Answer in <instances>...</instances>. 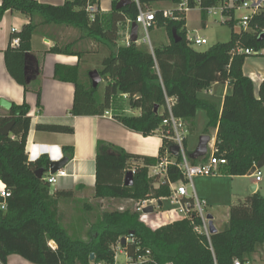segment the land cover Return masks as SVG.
<instances>
[{"label":"trees","instance_id":"1","mask_svg":"<svg viewBox=\"0 0 264 264\" xmlns=\"http://www.w3.org/2000/svg\"><path fill=\"white\" fill-rule=\"evenodd\" d=\"M154 1L178 3L179 0H140V3L146 6ZM221 1L200 0L199 5L207 7ZM86 4L87 0H66L63 5L37 0H2L0 22L7 12L13 11L30 18L20 32L11 34V42L5 51L8 70L19 84L27 89L25 55L31 50V40L38 28L36 16L42 17L44 24L72 26L87 37L112 44L118 39L119 24L128 19L134 22L139 13L135 2L118 9L117 0H114L108 19L100 15V10L92 18ZM189 5L191 9L198 6L194 0H189ZM174 14L178 19L165 18L163 10L156 11L155 25L167 28L171 35L170 44L152 50L148 45L130 42L118 46L114 53L102 60L99 72L107 81L102 96L98 93L99 86L93 87L88 74L89 82L80 78L77 66H56L55 78L73 82L76 86L73 115H103L112 107L117 94H126L130 106L141 109L142 113L138 116L115 113L114 118L144 136L158 133L163 139L158 157L128 153L99 142L97 199L160 200L171 195L168 183L160 182L156 186V178L149 176V167L160 162L173 143V128L164 123L170 119L167 99L172 102V115L183 120L187 130L195 126L200 109L206 112L208 122L204 134L209 135L212 129H217L216 154L228 161L221 167L224 174L252 175L264 167V81L256 93L253 80L243 70L247 57L256 54L239 52L249 49L261 55L264 50V13L251 18L250 30H233L229 41L205 51L194 49L187 40V13L175 10ZM225 23L233 26L234 21L231 18ZM174 30L181 38L179 41L173 36ZM14 38L20 39L18 46L12 45ZM50 51L80 57V53L69 46L65 49L54 46ZM214 83H229L231 86L221 111L216 101L199 97L200 92L210 89ZM37 94L38 106H41L40 89ZM29 111L26 102L13 103L7 115H0V180L11 192L6 209L0 208V264H7L12 254H19L35 264H115L114 247L119 243L132 257L133 264H234L235 259L251 260L264 245V196L259 191L232 205L228 221L211 234L210 239L196 232L195 226L201 220L195 214L192 218L153 230L140 220L139 212L130 208L102 212L89 232L88 241L71 237L60 221L57 203L59 197L72 196V192L57 191L52 195L45 179L51 160L42 155L33 161L26 152L31 126ZM11 121L14 124L10 133L2 134L1 128ZM44 129L74 132L67 126H46ZM64 150H70L67 157L71 159L74 148L65 146ZM191 153L187 155L192 164L207 161L211 155L192 159ZM176 159L181 160V156ZM41 168L45 173L39 178L36 172ZM128 171L134 174L131 186L125 185ZM169 176L172 182H186L174 165L169 166ZM50 241H55L57 248L51 247ZM92 252L95 253L94 260L90 259ZM143 256H148L149 260L140 261Z\"/></svg>","mask_w":264,"mask_h":264},{"label":"crops","instance_id":"2","mask_svg":"<svg viewBox=\"0 0 264 264\" xmlns=\"http://www.w3.org/2000/svg\"><path fill=\"white\" fill-rule=\"evenodd\" d=\"M37 1L52 5H63L66 0ZM118 1L119 0H117V2ZM1 3L2 0H0V4ZM104 3L105 0H99L100 15L103 18L108 19L113 9L114 0H108L109 5L107 8L103 6ZM157 4H167V6L155 8L154 5ZM176 4L177 3L173 1H154L147 4L145 7H149L155 11H164L173 9ZM29 19L30 18L28 16L22 14L21 12L13 11L7 12L0 22V100L4 98L10 101L12 105L13 103L20 105L24 102L29 105L31 126L28 135L26 152L30 160H35L42 155H47L51 161H58L67 156V153L70 152V150H64L65 146H72L74 148L73 157L69 159L67 165L62 169L64 171V175L57 177L56 183L53 186H50V193L54 195L57 191L72 192V196H61L58 198V216L60 217L62 225H67V223H69L67 226L70 229L65 227L69 232H71V230L80 232L82 230L86 231L87 229L86 235L81 239L88 241L90 230L98 222V220L94 222L95 219L89 220V217L92 216L93 218V215H96L99 205H102L101 207L103 208L104 203H108L110 200H116L115 198L108 200L97 199L95 197L98 143L103 142L110 144L132 154L158 157L160 149L163 146V139L158 133L151 136H144L138 131L127 128L114 118L115 113L129 116L141 115L142 110L132 108L130 104L129 107H121V105H117L115 102L116 97L120 96L128 98V95L126 94H117L112 101V107L103 115H73L71 110L74 104L76 86L73 82L56 79L55 70L58 65L77 66L82 80L84 72L89 75L92 68L99 71L102 68L101 62L105 57L114 53L118 46L129 45L130 42H132V22L128 19L126 22L119 24L118 39L116 43L111 44L109 42H100L91 37H87L81 30L72 26H67L65 24H44L43 18L36 16L35 22L38 23V28L31 40V50L25 55L24 66L26 89L25 86L19 84L10 74L6 64L5 51L11 42L10 36L13 33V30H15V32H20L23 26L29 22ZM158 27L166 28L163 26ZM66 29L69 32H74L73 38L72 36H67ZM186 30L188 34L190 30L187 26V17ZM165 35V41H158L156 44L151 43L152 50L154 47L171 43V35L167 28ZM67 39H69V41ZM120 40H124L125 43L121 45L119 43ZM136 43L137 45H142L139 40H137ZM54 46H58L61 49H65L69 46L71 50L79 52L80 57L77 55L51 52L50 49ZM98 57H100V60H98L97 64L96 62ZM243 70L245 75L253 80L256 93H258L259 87L264 81V50L261 51V55L256 54L248 56ZM104 79L105 77H103V81ZM38 89L41 91V106H38ZM230 91L231 86L229 83H214L211 88L207 90V98L215 100L221 111L224 97L226 94L230 93ZM9 111L10 109L7 110L0 105V115H7ZM160 112H163V109H160ZM46 126H67L73 128L74 132L64 133L49 131L44 129ZM209 135L211 136L209 148H211L212 153L215 149L214 146L216 142L217 129H212ZM221 167L222 165L217 167L216 174L210 175L211 177L218 179L216 180V183L226 179L233 180L236 177L224 174L221 171ZM244 177L251 180V189L255 187V191H252V194L259 191L260 183L263 182L264 179L260 182H256L254 174L244 175ZM156 180L157 182L155 185L158 186L161 181L158 179ZM2 183L4 182L2 181ZM191 191L192 190L189 189V192ZM225 193L230 195L231 200L239 196V201H242L251 195H237L235 191L233 193L228 190H225L224 193L221 192L220 194L225 195ZM217 194L218 190H216V187L210 186L207 190V196L203 193L202 197L204 198L203 200L207 201V204H212V202H215L214 198ZM168 197L160 200L158 199V207H156L155 213L151 216L154 224H147V226L153 230L173 222V220L170 219L168 211L174 207H170L166 210L162 209L165 201L171 203L167 199ZM127 201L134 202L135 200L127 199ZM238 202L230 203L229 214L231 206ZM73 204L76 205L77 214L69 215L67 213V208ZM207 214L213 215V222L218 230L222 228L229 219L228 215L225 221L217 222L215 214L210 212ZM68 217L70 220H68ZM50 246L57 248V243L55 241H50ZM116 247H118V244L114 248ZM129 258L130 256L121 246V251L119 250L117 258H115V264H125ZM250 261L253 264V261ZM7 264L35 263L27 260L19 254H12L8 257Z\"/></svg>","mask_w":264,"mask_h":264},{"label":"built area","instance_id":"3","mask_svg":"<svg viewBox=\"0 0 264 264\" xmlns=\"http://www.w3.org/2000/svg\"><path fill=\"white\" fill-rule=\"evenodd\" d=\"M131 1L135 2L139 9V13L135 22H137L139 25H142L148 31L151 26L155 25L156 11L150 9L149 7L142 6L140 0ZM194 1L196 4H198V6H200V0ZM202 8L207 15L219 14L224 23L231 18L235 22L236 10H248L249 13L244 15L240 20L241 30L247 31L250 30L249 22L251 18L258 13H264V0H222L218 4ZM86 10L91 14V17L93 18L95 13L100 10L99 2L87 0ZM175 10L187 13L189 10H191L189 0H179L173 9L164 10V17L178 19V17H175ZM231 12H234V14L232 15ZM13 32H15V30H13ZM187 40L192 47L195 45H203L208 43V40L204 36H201L199 34H196L193 38L187 34ZM19 42V38H14L12 41V45L18 46ZM239 52H245L247 54H259V52H254L253 50L249 49L239 50ZM171 105L172 102L167 99V106L170 111V119L164 120V123L171 124L173 128L174 134L172 137V145L176 144L179 146L178 156H181V160L178 161L176 159V157L178 156L173 155L170 151V148H168L164 158L159 163L149 167V176L155 177L161 182L168 183L171 188V195L167 199L171 202V204L175 205V207L168 211L170 219L174 222L177 220L192 218V216H194L195 214L196 217L201 220V223L195 226L196 232L199 234H204L210 239L212 233L209 227V219L207 218L208 214L205 211L206 201L200 200L195 191L192 181L196 176H210L216 174L217 167L227 164L228 161L227 158L218 156L216 154L217 150L214 149L207 161L198 164H192L188 158L185 145L187 132L186 124L183 120L177 119L172 115ZM171 165H174L178 168L186 182H172L170 180L169 166ZM47 174L48 175L45 177V179L50 184V186H53L57 181V177L64 175V171L61 169L57 173L52 174L50 173V169L48 168ZM254 175L256 178V182H260L263 179V173L261 169L257 170ZM189 189H191L192 191L189 192ZM10 196L11 192L8 190L6 184L2 183V180H0V208L6 209L7 199ZM149 206H153L154 211L152 213H145L144 209ZM156 207H158V199L156 198L134 201V211L141 214L140 220L146 225L154 224L152 222L151 216L155 213ZM120 209L121 211H124L123 207H120ZM119 250L121 251L120 243L118 244V247L114 248L115 258H117ZM147 253L149 254L150 251H148ZM139 260L143 262L148 261L149 257L143 256L140 257ZM133 263L134 261L132 257H130L125 264ZM234 264H252V262L250 260L244 262L240 259H235Z\"/></svg>","mask_w":264,"mask_h":264},{"label":"rangeland","instance_id":"4","mask_svg":"<svg viewBox=\"0 0 264 264\" xmlns=\"http://www.w3.org/2000/svg\"><path fill=\"white\" fill-rule=\"evenodd\" d=\"M108 5H109L108 0H105V3L103 4V6L107 8ZM160 6H167V4L154 5L155 8H158ZM203 10L204 9L201 6H196L195 8L187 12V26H188V29L190 30L188 32V35L193 38L196 34H199L201 36H204L208 40V43L206 44L193 46L194 49L199 50V51H205L209 49L210 47H212L213 45H216L221 42L229 41L231 38L232 31L241 30L240 20L242 19L244 15L249 13V11L246 9L236 10L235 11V23L233 24V26H231L230 24L224 23L219 14L207 15ZM106 21L107 20L105 19V22ZM165 31H166V28H159L158 25H155L153 28L148 29V31L142 25H140L138 40L141 41L142 45H148L151 48V43L156 44L158 43V41H161V42L165 41L166 39ZM66 32H67V36H72V38L74 37V34H73L74 32L73 33L72 31L69 32L67 29H66ZM67 40L69 41V39ZM119 43L123 45L125 41L120 40ZM99 58L100 57L97 58V62H96L97 64H98V60H100ZM91 70H94V68H92ZM83 74H84L83 81L87 82L88 73L85 74L84 72ZM105 85H106V81L104 79V81L101 82L98 87V93H100L101 95L104 93ZM199 97L210 99V98H207L208 97L207 90L200 92ZM115 102L117 103L118 106L121 105V107H129V99L127 97L124 98V97L117 96L115 99ZM206 126H207V115L204 110L200 109L195 118V126L193 127L192 130H188L186 132L185 145H186V149L188 152H191L194 149H196L200 141V137L204 134V130ZM209 154H211V148H209L207 155ZM261 171L263 173V179H264V167L262 168ZM216 180L218 179H215L211 176L200 175V176L194 177L192 183H193V186L195 187L196 193L198 197L200 198V200L204 199L202 197L203 193L206 194L207 196V190L209 189L210 186L216 187V190H218V194L214 198L215 202L214 203L212 202V204H207V201H206L205 211L206 213L210 212L212 214H215L217 217V222H220V221L223 222L227 219L229 215L230 203L238 202L239 196L231 200V197L229 194L225 193V195H223L220 193L221 192L224 193L225 190H228L233 193L235 191L237 195L238 194L240 195L252 194V189H251V184H250L251 180L244 176H236L233 180L226 179L224 181H220L219 183H216ZM259 191H260V194L264 196V180L263 182L260 183ZM101 206L102 205H99L98 210L96 211V215L94 214L93 218L92 216L89 217V220L95 219L94 222H96L97 220H99L100 215L104 211H113V210L121 211L120 207H123L124 210L128 208L133 209L134 202H128L127 199H116L113 201L110 200L108 203L107 202L104 203L103 208ZM170 207H175V205L165 201L162 209L166 210V209H169ZM67 209H68L67 213L69 215L77 214L76 205L73 204ZM68 220H70L69 217H68ZM68 224L69 223H67V225ZM67 225L64 224L63 226L70 229ZM86 231L82 230L80 232H77V231L71 230L69 234L73 238H76V237L82 238L86 235ZM251 260L253 261V264H264V245H262L260 249L253 255Z\"/></svg>","mask_w":264,"mask_h":264},{"label":"water","instance_id":"5","mask_svg":"<svg viewBox=\"0 0 264 264\" xmlns=\"http://www.w3.org/2000/svg\"><path fill=\"white\" fill-rule=\"evenodd\" d=\"M132 3L131 0H119L117 2L116 7L118 9L126 7L128 5H130ZM138 34H139V25L137 22H132V28H131V41L132 42H137L138 40ZM173 36L176 39V41H179L181 38H178V35L176 34V31H173ZM89 77L92 81V85L94 88H97L99 86V84L103 81V77L100 74V72L98 70H91L89 72ZM0 105L2 107H4L5 109L9 110L12 108V103L4 98H2L0 100ZM156 111H158V106H156L155 108ZM14 124V121L9 122L8 124H6L5 126H3L1 128V133L2 134H9L12 126ZM211 142V136L208 134H203L200 137V141L196 147V149L190 154V158L192 159H198L200 157H204L207 155L208 150H209V143ZM170 151L173 155L178 156L179 155V146L174 144L170 147ZM69 162V157L65 156L64 158H62L61 160L58 161H51L49 169H50V173L55 174L57 173L59 170L63 169L67 163ZM45 173V169L41 168L39 169L36 174L39 178H42L43 175ZM134 182V174L133 171H128L126 173L125 176V185L126 186H131L133 185ZM252 191H255V187L252 188ZM154 211V207L153 206H149L147 208L144 209L145 213H152ZM207 218L209 219V227H210V231L211 233H216L218 231L217 227L215 226L214 222H213V215L208 214ZM133 233V232H132ZM126 241V238H123V242ZM90 259L94 260L95 259V253L92 252L90 255Z\"/></svg>","mask_w":264,"mask_h":264},{"label":"clouds","instance_id":"6","mask_svg":"<svg viewBox=\"0 0 264 264\" xmlns=\"http://www.w3.org/2000/svg\"><path fill=\"white\" fill-rule=\"evenodd\" d=\"M53 158H56V157H53Z\"/></svg>","mask_w":264,"mask_h":264}]
</instances>
